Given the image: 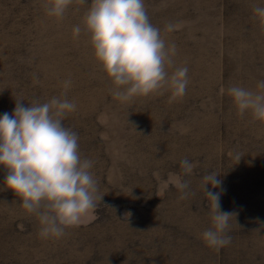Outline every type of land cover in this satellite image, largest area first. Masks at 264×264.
I'll list each match as a JSON object with an SVG mask.
<instances>
[{"label": "rangeland", "instance_id": "374dc122", "mask_svg": "<svg viewBox=\"0 0 264 264\" xmlns=\"http://www.w3.org/2000/svg\"><path fill=\"white\" fill-rule=\"evenodd\" d=\"M51 2L0 0V114L11 115L16 99L75 103L63 124L102 199L79 226L43 239L0 166V264H264V123L239 115L227 93L264 81V23L254 12L264 0H144L149 22L175 45L166 72L186 66L188 83L179 98L165 87L128 102L114 98L94 57L83 23L92 0H72L62 18L47 14ZM211 171L221 184L206 189L233 214L218 251L201 238L211 227ZM176 180L188 184L184 199Z\"/></svg>", "mask_w": 264, "mask_h": 264}, {"label": "clouds", "instance_id": "9594fccd", "mask_svg": "<svg viewBox=\"0 0 264 264\" xmlns=\"http://www.w3.org/2000/svg\"><path fill=\"white\" fill-rule=\"evenodd\" d=\"M72 0H52L47 14L62 18ZM264 23V8L254 9ZM84 28L88 33L94 57L101 64L113 85L112 95L121 102L158 93L170 88L173 98L182 97L188 83L186 66L178 67L169 76L175 45L166 46L160 30L148 19L144 0H92L86 12ZM174 25L165 26L173 31ZM81 31L73 28L75 34ZM71 84L65 80L67 89ZM257 91L240 86L227 89L239 115L251 112L254 119L264 123V81H258ZM16 99L12 114H0V166L7 170L4 184L20 200V207L38 217L43 239L60 238L65 230L79 226L96 208L97 183L90 169L92 162L82 159L78 136L66 128L63 119L76 109L67 99L51 98L44 103L24 106ZM241 156L237 155L239 161ZM180 167L190 175L193 164L182 159ZM211 171L203 176V190L210 202L211 227L201 234L205 244L219 250L230 243L227 235L229 218L233 215L220 210L218 188L221 181ZM173 186L180 199L188 193V184L176 180Z\"/></svg>", "mask_w": 264, "mask_h": 264}]
</instances>
